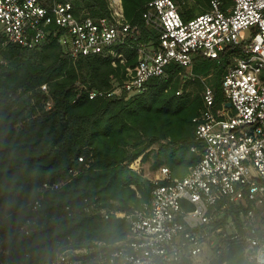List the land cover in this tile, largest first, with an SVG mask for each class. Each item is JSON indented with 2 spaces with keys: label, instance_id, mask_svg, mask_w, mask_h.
<instances>
[{
  "label": "built area",
  "instance_id": "1",
  "mask_svg": "<svg viewBox=\"0 0 264 264\" xmlns=\"http://www.w3.org/2000/svg\"><path fill=\"white\" fill-rule=\"evenodd\" d=\"M108 6V15L94 16L71 1L0 0V32L5 42L25 47L58 35L74 61L101 56L126 69L109 90L80 83L91 98L141 92L171 63L191 67L198 55L219 58L229 49L235 53L222 80L224 101L217 102L214 88L205 86L204 107L193 119L198 145L192 149L200 159L186 175L159 167L150 200L131 210L85 206L102 219H126L123 239L60 243L54 257L35 264H195L208 248L212 264H227L235 247L253 264H264V0H232L225 9L212 0L190 17L175 0H150L143 19L152 34L145 41L138 39L141 30L125 15L122 0H108ZM66 182L44 181L35 207ZM40 226L28 218L20 232L28 235ZM5 243L0 231V264H10Z\"/></svg>",
  "mask_w": 264,
  "mask_h": 264
},
{
  "label": "trees",
  "instance_id": "2",
  "mask_svg": "<svg viewBox=\"0 0 264 264\" xmlns=\"http://www.w3.org/2000/svg\"><path fill=\"white\" fill-rule=\"evenodd\" d=\"M65 1L94 16L109 14L108 0ZM148 1L122 0L125 15L141 30V41L152 34L143 19ZM175 1L190 17L207 10L212 0ZM219 1L223 9L232 3ZM5 41L0 32V231L10 264L50 259L59 244L68 241L123 239L129 228L126 219H102L85 206L97 202L131 210L149 201L154 183L131 164L152 152L153 169L166 165L174 176L178 170L180 177L188 173L200 159L192 149L198 145L193 119L204 107L205 83L214 88L217 102L224 101L222 80L235 52L225 50L219 58L198 55L191 67L171 63L165 75L150 78L145 89L133 95L124 90L91 98L79 84L109 90L112 75L117 83L125 78L123 66L116 68L101 56L74 61L58 35L34 47ZM187 74L192 78L183 83ZM190 82L192 90L187 89ZM165 159L174 161L175 168ZM47 180L67 182L48 191L35 207ZM28 218L41 226L25 235L20 227ZM226 258L227 264H253L240 247Z\"/></svg>",
  "mask_w": 264,
  "mask_h": 264
},
{
  "label": "rangeland",
  "instance_id": "3",
  "mask_svg": "<svg viewBox=\"0 0 264 264\" xmlns=\"http://www.w3.org/2000/svg\"><path fill=\"white\" fill-rule=\"evenodd\" d=\"M184 2H186V0H183ZM180 7V6H179ZM120 70V69H119ZM126 69H121L120 73H125ZM188 73H190V71H188ZM115 77L112 75L113 81L112 84L116 83L115 82ZM189 78H192V76L190 74H187L184 79H183V83H185ZM209 77H203L202 79H208ZM206 85H209L207 82L205 83ZM205 85V86H206ZM44 86H46V84H44ZM113 86V85H112ZM47 87V86H46ZM91 88H95V87H91ZM195 88L194 83L190 82L188 84V90H192ZM106 90V89H103ZM180 91H183V87L180 88ZM129 95H133V94H129ZM47 106H51L52 105V99H48L46 101ZM155 150L157 151V145H155ZM155 153H151L148 158L146 160H142V156H140L138 159L139 161V165H137L136 163H134L135 161H133V164L135 166V168H133L134 170H136L137 172L141 173L145 178L153 181V179H155V177L158 175L159 173V167L156 169L152 168V163L154 161V159L156 158ZM166 164H169L172 168H175L176 164L174 163V161L170 160V159H165ZM175 165V166H174ZM177 177H180L182 175V172H176ZM140 195V194H139ZM212 257H213V251L208 248L204 253L200 254L199 259L195 262V264H212Z\"/></svg>",
  "mask_w": 264,
  "mask_h": 264
},
{
  "label": "water",
  "instance_id": "4",
  "mask_svg": "<svg viewBox=\"0 0 264 264\" xmlns=\"http://www.w3.org/2000/svg\"><path fill=\"white\" fill-rule=\"evenodd\" d=\"M228 106H231V103L230 102H228Z\"/></svg>",
  "mask_w": 264,
  "mask_h": 264
}]
</instances>
